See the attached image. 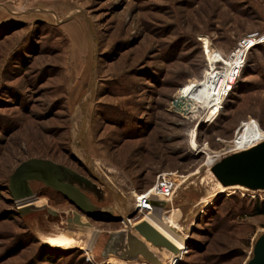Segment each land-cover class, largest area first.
Listing matches in <instances>:
<instances>
[{
    "label": "rangeland",
    "instance_id": "rangeland-1",
    "mask_svg": "<svg viewBox=\"0 0 264 264\" xmlns=\"http://www.w3.org/2000/svg\"><path fill=\"white\" fill-rule=\"evenodd\" d=\"M255 32H264V0H0V264H89L91 250L98 264L117 263L130 226L88 217L40 182L31 188L44 209L20 215L9 180L31 158L92 180L105 208H116L119 189L106 187L116 182L132 201L134 227L146 219L134 194L167 173L186 249L178 264H247L264 234V215L254 214L264 190L223 187L212 168L251 149H237L244 124L264 128V47L251 50L215 122L204 123L210 104L185 89L206 83L217 53L228 59ZM159 204L168 219L171 201ZM134 227V238L157 250ZM45 229L94 241L93 249L69 250Z\"/></svg>",
    "mask_w": 264,
    "mask_h": 264
},
{
    "label": "water",
    "instance_id": "water-1",
    "mask_svg": "<svg viewBox=\"0 0 264 264\" xmlns=\"http://www.w3.org/2000/svg\"><path fill=\"white\" fill-rule=\"evenodd\" d=\"M91 32L93 35L94 49L96 51L97 40L94 32L92 30ZM95 77L96 56L93 61L91 86L89 89V97L87 96L88 101L93 96ZM86 106L85 104L82 113L85 111ZM212 173L223 187L242 186L250 190H264V142L259 143L247 151L223 158L213 166ZM32 182L43 183L46 187L57 191L88 217L101 219L105 217L113 218L112 209L97 204L104 198V191L100 186L65 165L39 158H31L22 162L15 169L9 180L10 195L18 206L19 214L22 216L29 215L37 211L38 208L44 209L45 207V205L37 202L39 200H35V195L31 188ZM118 219L122 221L126 217H120ZM137 229L142 235L151 234L157 237L162 244L160 245L158 243L156 246L160 250L162 248L170 252V258L179 251L170 241L150 225L143 223ZM91 253L96 257L94 250H91ZM166 259L169 258H165L163 261ZM145 261L160 262L156 261V259H147ZM247 264H264V234L256 241L253 257Z\"/></svg>",
    "mask_w": 264,
    "mask_h": 264
},
{
    "label": "built area",
    "instance_id": "built-area-1",
    "mask_svg": "<svg viewBox=\"0 0 264 264\" xmlns=\"http://www.w3.org/2000/svg\"><path fill=\"white\" fill-rule=\"evenodd\" d=\"M261 46H264V32L263 33L255 32L239 40L238 43L236 44L235 49L231 52L228 59H223V57L217 53V56L219 57L218 62L213 67H211L210 73L208 74L209 76L214 77L216 73L219 74L222 73L223 77L221 78V81L223 82L222 84L220 83V86H218L215 91H212L214 95L211 96L212 100H211L210 108L212 107V109H215L216 112H213V114H211L210 111L207 109L206 114H204V120H203L204 123L211 124V122L216 121L220 111L223 109L225 105L226 100L233 92L234 87L238 83L239 78L244 68L246 67V61L249 53L251 52L252 49ZM217 64L220 65L219 68H217ZM237 71H238L237 74L238 77L237 78L232 77V73ZM210 80L211 79H209L208 81ZM252 123L254 124V126H256L259 129L258 143L264 142V128H262L260 124L257 123L256 121H252ZM194 149L197 150V147L195 146ZM176 187L177 185L175 179H173L169 174L163 173L158 176L157 184L151 188L153 190L152 193L153 196L158 200L171 201V204L168 205L167 207L170 208L168 209V211L171 212L170 213L171 216H173V214L176 212L172 204V199L174 197ZM143 202H145L144 206L146 210L153 209V200L151 202L150 198H145L143 199ZM163 212L167 213L166 210H163ZM131 218L132 217L123 219L122 222L130 223V221L132 220ZM175 220L176 221L172 220L169 225H171L174 230H177L176 227L178 223L177 221L178 218ZM185 252L186 251L184 248L182 251L176 252L174 255H172L171 258L166 259L165 261H160V262L142 261L139 263H127V264H178V262L182 259ZM85 254H86L87 263L98 264L91 252H87ZM106 264H119V263H110L109 261H106Z\"/></svg>",
    "mask_w": 264,
    "mask_h": 264
},
{
    "label": "bare ground",
    "instance_id": "bare-ground-1",
    "mask_svg": "<svg viewBox=\"0 0 264 264\" xmlns=\"http://www.w3.org/2000/svg\"><path fill=\"white\" fill-rule=\"evenodd\" d=\"M206 47H207V50L210 51L209 45H207ZM208 54H209V57L211 59V57H212L211 55L212 54H210V52H208ZM237 74H238V71L232 73V77L237 78L238 77ZM222 77H223L222 73H220V74L216 73V75L214 77L213 76H209L208 80L211 79L210 81L206 80V83L205 82L201 83L198 86V88H197V86L194 87L193 85H191V88H189V89L186 88L185 91H190L189 92L190 93L189 96L193 95L199 101H201V100L203 101V99H204V101L206 100V102H205L206 105L211 104V100H212L211 96L214 95V93L212 91H215L217 89V87L220 86V83L222 84V82H223V81H221ZM185 91L183 92V94H184L183 97H185ZM213 112H216V111H215V109H212V107H211L210 108V113L213 114ZM248 126H249L248 124H244L243 125V127L245 128V132H244L243 136L240 139V143L238 144L237 149H249V148L254 147V145L258 142L259 130L256 129L255 126H253V128H249ZM194 133H196V131ZM194 145H196V144L194 143ZM198 148L199 147H197V150H198ZM197 150H195V151H197ZM94 174H96V176H98V174L96 172H94ZM100 181L104 185H108L109 184V182L105 183L106 182L105 180L100 179ZM152 193H153L152 189L146 194H136L135 193L134 194L135 202H134L133 207L135 209H138V208L141 207V209H142L141 213H145V216H146L145 223L150 225L159 234L164 236L179 251H182L185 248L184 238H182L179 234H177V230H174L173 227L171 225H169L172 220L176 221L175 219H177V215L174 213L173 216L169 217L168 219L163 217L160 214V211L158 209V206H160L159 200L157 198H155ZM145 198H150L151 202H152V200L154 201L153 202V209H152L154 212L152 210H146L145 209V206H144L145 202H143V199H145ZM166 220L169 221V222H167ZM129 224H130V226L134 227V225L131 224V222ZM141 224H143V223H141ZM141 224H139V225H141ZM139 225L134 227L135 230L137 229V227ZM54 235H56L55 237H57L58 240L59 239L64 240L63 244L65 246H67L69 248V250L70 249H76V250H90V249H93L92 247H93L94 241H89L88 242L87 240L73 238L72 236L69 237L71 239H68V238L66 239V238H64L62 233H54ZM149 235H146L144 238L149 237L151 239L150 243H152L154 245H157L158 243L160 245L162 244V242L159 239H157V237H155V236H153L151 234H149ZM81 240H84V241H81Z\"/></svg>",
    "mask_w": 264,
    "mask_h": 264
},
{
    "label": "crops",
    "instance_id": "crops-1",
    "mask_svg": "<svg viewBox=\"0 0 264 264\" xmlns=\"http://www.w3.org/2000/svg\"><path fill=\"white\" fill-rule=\"evenodd\" d=\"M100 177L102 178V176H100ZM102 179H104V178H102ZM99 182H101V181H99ZM112 183L106 187L112 191L119 189V193H120L119 197L117 194H113V197H114V200L116 203V208L112 209V213H113L112 219L120 218V217L121 218L126 217V219L130 218L133 215V214H131L132 210H130L132 201L129 200L126 196H121L122 193H121V189H120L119 185H116L115 184L116 182L114 184H112ZM113 193H115V192H113ZM127 229H128L127 230L128 232H126L125 240L122 243L121 251L117 252L116 254H113L116 257L115 259H117V263H119V264L139 263V262L145 261L147 259H156V261H163L165 258H170V252L166 251L165 249L160 250L157 247L156 248L157 250L150 251V249L147 247V245L144 243V241L142 239L139 238L140 241H138L137 239L134 238L135 235L133 232H131L132 230H131L130 226H128ZM145 247H147V248L144 249ZM132 257H134V258H132Z\"/></svg>",
    "mask_w": 264,
    "mask_h": 264
},
{
    "label": "trees",
    "instance_id": "trees-1",
    "mask_svg": "<svg viewBox=\"0 0 264 264\" xmlns=\"http://www.w3.org/2000/svg\"><path fill=\"white\" fill-rule=\"evenodd\" d=\"M262 47H264V46H262ZM254 50V49H253ZM250 54V53H249ZM248 57H249V55H248ZM247 60H248V58H247ZM246 64H247V61H246ZM243 73V72H242ZM242 75V74H241ZM237 85V84H236ZM236 87V86H235ZM235 87H234V89H235ZM234 89H233V91H234ZM65 198V197H64ZM66 199V198H65ZM67 200V199H66ZM259 203V202H258ZM254 214L255 215H264V202H262V203H260V206H257L256 205V209L254 210ZM33 237H32V235H31V233H30V239H32ZM36 238V237H35ZM34 239V238H33ZM36 239H34V241H35ZM78 252V251H77Z\"/></svg>",
    "mask_w": 264,
    "mask_h": 264
},
{
    "label": "flooded vegetation",
    "instance_id": "flooded-vegetation-1",
    "mask_svg": "<svg viewBox=\"0 0 264 264\" xmlns=\"http://www.w3.org/2000/svg\"><path fill=\"white\" fill-rule=\"evenodd\" d=\"M93 174V173H92ZM93 175H96V174H93ZM102 179L99 175L98 176H92V179L94 180H97V179ZM94 180V181H95ZM103 180V179H102ZM104 199V198H103ZM103 202V200L101 201V203ZM101 203H97L98 205H100L101 206ZM48 238H50V239H53V238H56L57 240H58V238L57 237H55V235H54V233L53 232H50V229H45L44 230V232H43Z\"/></svg>",
    "mask_w": 264,
    "mask_h": 264
}]
</instances>
